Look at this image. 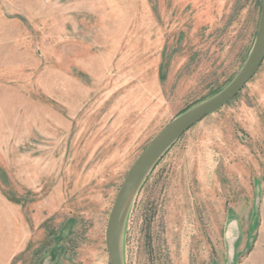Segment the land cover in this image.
<instances>
[{"label": "rangeland", "instance_id": "obj_1", "mask_svg": "<svg viewBox=\"0 0 264 264\" xmlns=\"http://www.w3.org/2000/svg\"><path fill=\"white\" fill-rule=\"evenodd\" d=\"M261 4L0 0V264H37L68 227L73 264H109L126 173L237 76ZM117 245L121 264H264V60L145 173Z\"/></svg>", "mask_w": 264, "mask_h": 264}, {"label": "water", "instance_id": "obj_2", "mask_svg": "<svg viewBox=\"0 0 264 264\" xmlns=\"http://www.w3.org/2000/svg\"><path fill=\"white\" fill-rule=\"evenodd\" d=\"M264 60V0H262L257 35L244 66L233 81L213 97L197 104L177 116L163 128L134 161L117 192L105 229V248L109 264H121L118 254L117 231L122 210L136 181L149 170L155 161L190 128L205 117L228 104L255 76Z\"/></svg>", "mask_w": 264, "mask_h": 264}, {"label": "crops", "instance_id": "obj_3", "mask_svg": "<svg viewBox=\"0 0 264 264\" xmlns=\"http://www.w3.org/2000/svg\"><path fill=\"white\" fill-rule=\"evenodd\" d=\"M73 227L62 229L53 236V241L45 255L38 259L37 264H73L69 257L68 240L73 236Z\"/></svg>", "mask_w": 264, "mask_h": 264}, {"label": "bare ground", "instance_id": "obj_4", "mask_svg": "<svg viewBox=\"0 0 264 264\" xmlns=\"http://www.w3.org/2000/svg\"><path fill=\"white\" fill-rule=\"evenodd\" d=\"M142 177H143V175L136 181V183L133 185V187L131 188V190H130V192H129V195H128V197H127V199H126V202H125V204H124V207H125V205L128 203V201L132 198V196L134 195V193H135V191H136V189H137V186L139 185V183H140V180L142 179ZM124 207H123V209H124ZM123 211V210H122Z\"/></svg>", "mask_w": 264, "mask_h": 264}, {"label": "trees", "instance_id": "obj_5", "mask_svg": "<svg viewBox=\"0 0 264 264\" xmlns=\"http://www.w3.org/2000/svg\"><path fill=\"white\" fill-rule=\"evenodd\" d=\"M216 93H218V91H217ZM216 93H215V94H216ZM215 94H214V95H215ZM202 102H203V101H202ZM188 109H189V108H188ZM188 109L184 110L182 113H184V112L187 111ZM182 113H181V114H182Z\"/></svg>", "mask_w": 264, "mask_h": 264}]
</instances>
